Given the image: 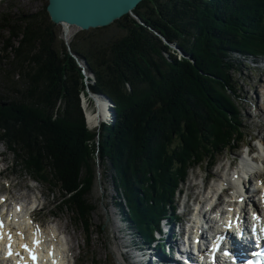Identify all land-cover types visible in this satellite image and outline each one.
I'll return each mask as SVG.
<instances>
[{
	"label": "trees",
	"instance_id": "16d2710c",
	"mask_svg": "<svg viewBox=\"0 0 264 264\" xmlns=\"http://www.w3.org/2000/svg\"><path fill=\"white\" fill-rule=\"evenodd\" d=\"M47 5L20 18L0 13L10 34V96L0 100V143L35 177L60 185L81 220L94 209L86 202L96 166L108 160L131 210L125 208V217L150 241V220L159 223L179 178L209 153L216 158L212 145L230 149L240 130L231 73L237 62L226 56L264 54V0H144L134 11L143 22L127 14L81 30L69 44ZM147 5L150 11L143 10ZM173 44L192 52L196 64L179 60ZM87 89L112 99L114 124L88 128Z\"/></svg>",
	"mask_w": 264,
	"mask_h": 264
},
{
	"label": "rangeland",
	"instance_id": "374dc122",
	"mask_svg": "<svg viewBox=\"0 0 264 264\" xmlns=\"http://www.w3.org/2000/svg\"><path fill=\"white\" fill-rule=\"evenodd\" d=\"M46 1L48 0H1L0 13L11 12L13 15L20 18L21 13L27 14L41 9ZM151 6L152 5L144 6L143 10L150 11ZM132 17L140 22L135 15ZM2 18L3 16H0V100L6 103L7 98L10 96V92L7 90L8 84L6 79L7 71L10 70V60H6L9 54V52L6 51V46L9 42L10 34L5 27L7 20H3ZM57 25L61 27L62 35L60 38L63 39L65 43L70 42L74 35L81 31L78 27L72 25L70 27L72 34L68 39L65 26L60 24ZM116 29H118L117 25L111 28V30ZM250 30L251 28L248 33H245L249 39H251ZM171 49L170 51L177 54L179 60L187 59L191 64H196L192 52L185 50L190 54V57H188L176 49L174 44L171 46ZM249 57L259 58L258 55H251L243 52L239 53V51H236L235 55L234 52L229 51V56H226V59L229 61L233 60L235 62V60L238 59V64L235 63L237 69L231 70V73L234 77L233 81L235 82L236 92L238 94L237 103L241 110V126L238 125V129L240 130H236L233 134L230 149H234L238 144L243 145L250 142L252 136L260 138L264 135V111L260 108L264 100V70L262 67L257 68L252 65L255 64L254 61H252V63L250 60L244 63L240 61L241 58ZM76 59L78 64L84 67L83 63L85 62L79 58ZM259 59L263 58L260 57ZM85 73L88 77L93 78L92 73ZM14 79L19 80L17 75ZM89 82L90 81H87V83ZM87 92L88 97L83 94V109L85 111L86 124L89 129L99 131L103 123H109L111 117L109 119H106V117L102 118L97 123L88 121L87 109L84 104L85 99L88 100L89 109L96 110L97 106L92 95H90L92 91L87 89ZM226 95L230 96V92H227ZM112 105L118 114L116 106H114L115 104ZM117 114L115 116V121L117 120ZM240 134L242 135L241 139L237 137V135ZM244 137H246V139L242 141ZM177 144L178 140L174 147H176ZM252 146L257 149L259 146L258 141H254ZM211 147L214 152L218 151L217 158H212L213 153H209V156H205L204 158L207 160H216V164L212 168L204 164L190 171L188 182L184 188V194L178 198L180 199V205L186 195H189L190 198H194L198 190L197 187H203L205 181L212 183V181H217L219 176L224 175L225 172L229 171V175H231L236 171V166L230 168V162L238 159L237 157L240 158L246 150V148H241L232 154L224 152L220 155L219 153L223 150H217L214 145ZM14 159L15 154L13 152L11 153L5 143H0V168H5L3 174L0 175V194L8 193L10 190L13 193L18 192L19 194H27L32 190L29 191L26 186L32 185L35 188L34 192H36L39 198L43 195L41 201L45 204L44 209L37 212L38 218L50 225H57L58 221L60 224L67 225L68 231L65 232L64 237L67 238L68 244L72 243L73 245L71 251L73 257L75 256L77 264H128L120 254V248L118 247L119 240L126 244L125 235L120 229L119 209L116 206L118 198L122 200V205L129 212H131V210L125 203L124 190L114 184L113 171L108 160L96 166L97 175L86 202V204L89 203L90 208L93 207L94 209L91 214L89 213L87 215V219L83 217L81 220L79 219V214L75 213L66 205L64 199L67 198L68 195L66 196L67 193L64 192L60 185L55 184V182L50 183L41 177H37L39 182L32 181L31 175L25 170L26 168H24L22 162L16 163ZM236 162L239 164V160H236ZM178 166L181 167L180 164ZM220 167L222 168L221 170ZM7 181L10 183V186L7 185ZM159 186L166 189V191L169 188L168 186L166 188H164L163 185ZM86 207L88 208L87 205ZM180 210L182 209L180 208ZM114 211L119 216L117 237L114 236L115 233L113 230L114 222L117 221ZM71 235H73V239L70 242ZM67 236H69V238ZM123 247H125V245Z\"/></svg>",
	"mask_w": 264,
	"mask_h": 264
},
{
	"label": "bare ground",
	"instance_id": "6f19581e",
	"mask_svg": "<svg viewBox=\"0 0 264 264\" xmlns=\"http://www.w3.org/2000/svg\"><path fill=\"white\" fill-rule=\"evenodd\" d=\"M63 25L65 26L66 33L69 39L72 34V31L70 29L72 25H69V24H63ZM248 60H250L251 63L252 61H254L255 63L259 62L258 58H241L240 59L242 63L248 62ZM235 61L238 63V59ZM258 67L260 66L258 65ZM84 69H85V66H84ZM85 72L86 71H84V73ZM91 79L94 82V78H91ZM92 98L96 102V106H97L96 110L89 109V103L87 99H85L84 104L87 109L88 121L92 123H97L99 122V120L106 117V114L108 112L109 101L103 96H100L99 94L93 96ZM260 108L262 111H264V100H263V105ZM260 138H261L260 147L264 148V135H262ZM248 167H249L248 163L246 162V160H244V158H242L241 163L237 166L238 171H234L232 173L233 175L232 174L229 175V173L226 172V175H227L226 179H228V181L236 179L237 177L235 173H239V171L242 172L245 168H248ZM261 182L262 184L258 187L257 191L264 192V181H261ZM213 187L217 188L216 186H213ZM235 191L239 193L236 195L241 196V194L244 192V188L243 186H236ZM42 196L39 198V196L36 195L35 197L40 201ZM205 199L206 197L204 195L200 197L197 196L195 199L197 202L196 206L204 207V205L206 204ZM12 213L15 214L14 212ZM118 214L120 215V222L118 221L119 216L117 215V213H115V217L117 221H115L116 224L114 222L113 230L115 233L114 236L117 237L118 228H119L118 222H119L121 226L120 229L123 231L125 238H126V244L121 240H119V243H118V247L120 248V254L122 256L125 257L127 254L134 264H151V263L169 264V263L164 262L161 259L157 249L152 247L151 244L153 243V240L148 241L149 244H145L144 241L138 237L135 229H132V231L129 230L128 225L125 224L122 219V215L120 211L118 212ZM6 224L7 226H5V228L3 229L0 228V230H2V235H0V247L2 249H6L5 244H8L9 249L13 250L15 248V250L18 252L24 244H31L30 238L33 237V238H36L40 242L38 243V247L36 248V253H40L41 250L44 248H46L47 250L50 248L53 251L54 255L50 258V261H48L47 264H65L64 255L66 254L68 257H70V253L72 252L71 248L73 245L72 243L68 244L67 238L64 237L65 232L68 231L66 224L64 225L60 224L58 221L57 225H47L44 227V229L42 228L41 225L36 227V225L23 224L21 228L17 229V233L15 234L10 231L11 227L14 226V224L12 222H7V221H6ZM15 225H20V223L15 222ZM67 237L69 238V236ZM72 239H73V235H71L70 242ZM124 245L125 247H123ZM134 245H135V250H134ZM170 264H173V263L170 262Z\"/></svg>",
	"mask_w": 264,
	"mask_h": 264
},
{
	"label": "water",
	"instance_id": "95a60500",
	"mask_svg": "<svg viewBox=\"0 0 264 264\" xmlns=\"http://www.w3.org/2000/svg\"><path fill=\"white\" fill-rule=\"evenodd\" d=\"M142 1L144 0H48L47 11L55 24L74 25L86 31L109 26L127 14L135 15L143 22L142 18L134 12ZM174 46L185 56L190 57V54L181 46L178 44ZM83 66L87 67L86 63H83ZM90 95L93 97L98 94L91 93ZM101 96L109 102L112 101L106 94ZM114 113L116 116L115 109Z\"/></svg>",
	"mask_w": 264,
	"mask_h": 264
},
{
	"label": "snow or ice",
	"instance_id": "6c2138e0",
	"mask_svg": "<svg viewBox=\"0 0 264 264\" xmlns=\"http://www.w3.org/2000/svg\"><path fill=\"white\" fill-rule=\"evenodd\" d=\"M36 243H39V241H37ZM24 247L27 248V245H25ZM9 254H11V253H9ZM33 258L35 259V256Z\"/></svg>",
	"mask_w": 264,
	"mask_h": 264
}]
</instances>
